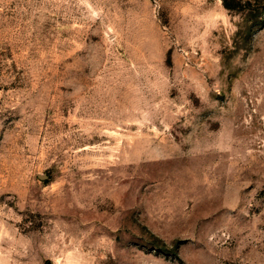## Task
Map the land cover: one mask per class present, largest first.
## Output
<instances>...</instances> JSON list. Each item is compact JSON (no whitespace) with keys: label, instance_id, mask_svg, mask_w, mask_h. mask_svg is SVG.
I'll use <instances>...</instances> for the list:
<instances>
[{"label":"rangeland","instance_id":"1","mask_svg":"<svg viewBox=\"0 0 264 264\" xmlns=\"http://www.w3.org/2000/svg\"><path fill=\"white\" fill-rule=\"evenodd\" d=\"M251 2L0 0V264H264Z\"/></svg>","mask_w":264,"mask_h":264},{"label":"trees","instance_id":"2","mask_svg":"<svg viewBox=\"0 0 264 264\" xmlns=\"http://www.w3.org/2000/svg\"><path fill=\"white\" fill-rule=\"evenodd\" d=\"M225 2V4L229 7V8H238V9H246L247 7H249V5L252 4L251 0H223ZM264 21V18H262ZM264 23V22H263Z\"/></svg>","mask_w":264,"mask_h":264},{"label":"water","instance_id":"3","mask_svg":"<svg viewBox=\"0 0 264 264\" xmlns=\"http://www.w3.org/2000/svg\"><path fill=\"white\" fill-rule=\"evenodd\" d=\"M47 264H52L51 261H48Z\"/></svg>","mask_w":264,"mask_h":264}]
</instances>
